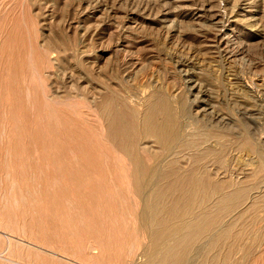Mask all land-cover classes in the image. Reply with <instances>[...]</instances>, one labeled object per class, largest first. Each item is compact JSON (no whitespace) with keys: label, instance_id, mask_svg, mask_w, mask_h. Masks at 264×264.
Returning <instances> with one entry per match:
<instances>
[{"label":"rangeland","instance_id":"obj_1","mask_svg":"<svg viewBox=\"0 0 264 264\" xmlns=\"http://www.w3.org/2000/svg\"><path fill=\"white\" fill-rule=\"evenodd\" d=\"M112 92L129 125L162 95L227 139L153 145L141 184ZM0 264H264V0H0Z\"/></svg>","mask_w":264,"mask_h":264},{"label":"bare ground","instance_id":"obj_2","mask_svg":"<svg viewBox=\"0 0 264 264\" xmlns=\"http://www.w3.org/2000/svg\"><path fill=\"white\" fill-rule=\"evenodd\" d=\"M52 48V47H51ZM115 88V86H114ZM157 93V92H156ZM105 94V92H104ZM116 94V93H115ZM112 94L109 96L108 98V104H105L102 106L101 108V115L104 118V120L106 121V123L109 125V127L112 129V131L115 133L117 140H118V146L122 149V151L126 154V156L123 155V157H127V159H129V161H131L132 163L138 165L137 169L134 170V177H135V181H139L143 184V179L146 175L147 169L146 166H144V162L142 161V156H141V152L143 151L146 154H150V155H155L157 154V151L155 148H153V145L157 146L159 148L160 151V147L165 149L170 147V144H172L173 141H177L178 142V146L179 148H193V149H198V156L199 157H204V158H209V156L216 154V145H213L212 143H210V140H215V142H221L222 140L225 141V139H227L226 134L224 133V131H222L223 129H219V127L213 126V125H209L206 128L197 123V122H193L189 125L191 131L189 134H187L185 132V135L182 134L180 132V130H178V126L177 123L174 120V117L172 115V112L170 110V103L169 100L166 99V97L162 96V95H158L156 96V100L154 101V103L152 105H150V107L148 106L147 110L145 112H143L142 116L140 119H138L136 117V115L134 114V112L131 114L132 118L134 119L132 121V124L129 125L127 122L123 121L121 113L118 111L119 109L117 107L118 106V102L119 101H115L119 98V94L117 93L116 95ZM124 94V93H123ZM152 96V95H151ZM150 96V97H151ZM53 97V96H52ZM108 97V96H107ZM128 98V96H127ZM104 99V97H103ZM106 99V97H105ZM126 99V98H125ZM101 100V99H100ZM147 100V99H146ZM151 99H149L150 101ZM120 103V102H119ZM103 104V103H100ZM111 104V105H110ZM113 104V105H112ZM125 104V103H124ZM129 104V103H128ZM110 106H114L113 110L111 109ZM127 108L129 109L128 105H126ZM133 106V110H135L136 106ZM123 107V104H122ZM121 107V108H122ZM98 110V109H97ZM123 111V108L121 109ZM137 110V108H136ZM135 110V111H136ZM139 111V110H138ZM157 112V114H156ZM174 113V112H173ZM124 114V112L122 113ZM128 114V113H127ZM140 115V114H139ZM176 119V117H175ZM201 122V121H200ZM132 126V127H131ZM203 126V127H202ZM134 127H136L134 129ZM249 129V128H248ZM110 130V129H108ZM183 131V130H182ZM112 132V133H113ZM230 139V138H229ZM232 139H230L229 141H231ZM231 142H235L237 144L238 147L240 148H244L249 150V152H254L256 156H259L262 159L261 152L260 149L258 148V142L256 144V141L253 142V140L251 139V137H249L248 135H243L240 134L237 137H235V139H233V141ZM116 143V142H115ZM230 143V142H229ZM228 144V143H227ZM226 144V145H227ZM233 144V143H230ZM225 145V144H224ZM232 146V145H231ZM116 147V146H115ZM222 148V147H221ZM163 149V151H164ZM225 149V148H224ZM224 149H222V153L224 151ZM246 150V151H247ZM162 151V152H163ZM182 151V150H181ZM119 152V150H118ZM161 152V153H162ZM248 152V151H247ZM248 152V153H249ZM160 153V152H159ZM190 154V153H189ZM251 154V153H250ZM145 155V154H144ZM165 156V154H162ZM184 155V154H183ZM197 156V155H196ZM161 157V156H160ZM181 158V156H180ZM256 158V157H255ZM190 159V158H189ZM146 160V159H145ZM199 160V159H198ZM149 161V160H148ZM190 161V160H189ZM204 161V160H203ZM225 161V160H224ZM146 162V161H145ZM153 162V161H152ZM192 162V161H191ZM190 162V163H191ZM250 162V161H249ZM163 163L166 165H178L179 164V158L174 157L173 155H169L167 157H165L163 159ZM261 163V162H260ZM132 165V164H131ZM151 165V162H150ZM155 165V164H154ZM193 165V163H192ZM149 166V165H148ZM194 166V165H193ZM192 166V167H193ZM197 166V165H196ZM161 167V166H160ZM254 168V167H253ZM156 169V168H155ZM154 169L155 172H157ZM184 169V168H183ZM203 169V168H202ZM160 170V169H159ZM158 170V171H159ZM196 169H194L195 171ZM198 170V169H197ZM133 171V172H134ZM150 171V169H148V172ZM147 172V174H148ZM186 172V171H185ZM196 172V171H195ZM177 173V172H176ZM187 173V172H186ZM159 174V173H157ZM156 174V175H157ZM161 174V173H160ZM178 174V173H177ZM185 174V173H184ZM149 175V174H148ZM171 175V174H170ZM220 175V174H219ZM154 176V175H153ZM158 176V175H157ZM198 176V175H197ZM215 176V175H214ZM218 176V174H217ZM151 177V176H150ZM224 177V176H223ZM153 178V177H152ZM159 178V177H156ZM169 178V177H168ZM190 178V177H189ZM200 179V178H199ZM198 179V177H192V181L194 183L200 184V180ZM148 180V178H147ZM189 180V179H188ZM187 180V181H188ZM218 180V178H217ZM146 182V180H145ZM144 182V183H145ZM154 180L152 182V185H154ZM133 183V182H132ZM223 181H219L217 182L218 187L223 185ZM147 184V183H146ZM145 186V185H144ZM216 186V185H215ZM148 191V190H147ZM195 192V196L194 198L198 197V190L194 189ZM157 193V190H156ZM216 194V193H215ZM145 197V196H144ZM147 198V197H146ZM214 198V197H213ZM225 198V197H224ZM222 198V199H224ZM225 200V199H224ZM144 201V205L147 206L145 200ZM224 202H227L226 200ZM253 202V201H252ZM174 203V202H173ZM228 207H230L228 205ZM150 208V207H149ZM147 214V213H146ZM149 215V214H148ZM145 218V219H144ZM140 219V217H139ZM142 222H144V227H146L145 231L147 230V225L149 224L147 221L148 218H146V215L143 216ZM146 221V223H145ZM146 224V225H145ZM149 226V225H148ZM187 226V225H186ZM169 227V225H168ZM188 227V226H187ZM162 228V227H161ZM181 228V227H180ZM190 228V227H189ZM173 229V228H172ZM151 230V227H150ZM180 230V229H179ZM159 231H161L159 229ZM170 231V230H169ZM177 231V229H176ZM225 231H229V229H225ZM165 230L163 228L162 232L159 233H164ZM178 232V231H177ZM150 235V234H149ZM163 235V234H162ZM148 236V235H147ZM160 236V235H159ZM191 236V235H189ZM195 236V235H194ZM147 238V237H146ZM150 238V237H149ZM179 238V237H178ZM152 239V237H151ZM150 239V240H151ZM169 239V238H168ZM167 239V240H168ZM171 239V238H170ZM169 239V240H170ZM166 240V241H167ZM157 241V239H156ZM172 241V240H171ZM179 241V240H178ZM176 241V242H178ZM194 241V240H193ZM175 242V241H174ZM211 242V240H210ZM157 243V242H156ZM159 244V243H158ZM165 244V243H164ZM173 244V242H172ZM168 245H170V241L168 243ZM162 246H163V242H162ZM172 246V245H171ZM185 246V245H184ZM209 246V245H208ZM170 247V246H169ZM175 247V246H173ZM211 247V246H210ZM152 248V247H151ZM158 249V247L156 248ZM168 250V249H167ZM179 250V249H178ZM165 251V249H164ZM172 251V250H171ZM182 251V250H181ZM186 251V250H185ZM169 252V250H168ZM149 253V252H148ZM176 253V252H175ZM171 257H175L176 254H173V252L169 253ZM180 256L183 257L181 255L180 252ZM210 256V255H209ZM229 256V254H228ZM223 257V255H222ZM180 258V257H179ZM214 258V257H213ZM211 259V258H210ZM156 260V259H155ZM182 260V259H181ZM159 262V260H158ZM179 262V261H178ZM182 262V261H181Z\"/></svg>","mask_w":264,"mask_h":264}]
</instances>
